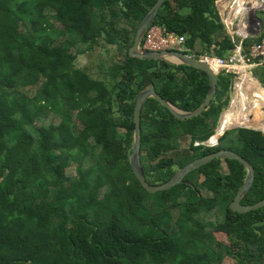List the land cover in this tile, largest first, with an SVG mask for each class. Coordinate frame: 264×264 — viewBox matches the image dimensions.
Segmentation results:
<instances>
[{"label": "trees", "instance_id": "16d2710c", "mask_svg": "<svg viewBox=\"0 0 264 264\" xmlns=\"http://www.w3.org/2000/svg\"><path fill=\"white\" fill-rule=\"evenodd\" d=\"M154 1L0 0V264L264 258V205L242 213L229 207L246 175L236 159L213 158L185 175L201 194L198 203L184 182L151 193L131 172L138 92L151 84L189 111L209 88L207 73L196 67L128 55ZM152 23L182 35L196 56H223L233 47L215 0H165ZM102 50L109 62L100 60L94 75L75 64L78 55ZM231 79L216 72L209 104L184 120L152 97L144 100L139 158L146 182H163L195 157L224 148L254 168L240 203L264 197V132L232 127L215 146L200 144L228 104ZM182 138L188 145L179 150ZM221 160L226 173L218 170Z\"/></svg>", "mask_w": 264, "mask_h": 264}, {"label": "water", "instance_id": "95a60500", "mask_svg": "<svg viewBox=\"0 0 264 264\" xmlns=\"http://www.w3.org/2000/svg\"><path fill=\"white\" fill-rule=\"evenodd\" d=\"M165 0H155L154 3L150 6L147 12L142 16V18L138 21L135 33L133 36L132 44L128 47L127 53L131 57H137L141 59H159L167 62L175 63V64H186L189 66L196 67L200 70H203L207 73L209 77V88L208 91L200 103L198 107L193 110L185 111L177 107L175 104L170 102L168 99L160 96L154 89L153 85L149 84L146 87L142 88L136 98L133 105V113H132V121H133V134H132V144L131 150L129 154V165L131 172L134 177L139 181V183L148 191V192H156L158 190H166L171 188L177 183L185 182L190 184L188 181H184L183 177L190 171L200 167L201 165L211 161L213 158L221 157V158H232L236 159L241 163L246 169L245 178L237 189L234 197L229 203V207L231 210L236 212H246L249 210H253L256 208H260L264 205V197L260 200L250 203V204H242L240 203V199L242 196L249 190L250 186L253 183L254 179V168L252 164L236 152L230 149H219L214 152L196 157L183 166L177 168L172 176L160 183L150 184L146 182L139 158V149H140V109L144 100L148 97H152L156 101H158L162 106L168 109V111L177 119L184 120L187 118H191L200 114L206 106L209 104L211 98L214 95L215 87H216V69L210 66L207 62H204L201 59H197L189 54L184 52L176 51V50H163V51H154L147 50L140 46L142 35L145 29L152 23L155 14L158 8ZM260 264H264V258L260 262Z\"/></svg>", "mask_w": 264, "mask_h": 264}, {"label": "crops", "instance_id": "0c3cea01", "mask_svg": "<svg viewBox=\"0 0 264 264\" xmlns=\"http://www.w3.org/2000/svg\"><path fill=\"white\" fill-rule=\"evenodd\" d=\"M215 3L221 22L233 42V47L221 57H227L237 48L245 51L248 44L259 40L264 32V5L261 0H215ZM215 69L216 72L226 70L232 74L228 104L218 120L227 121L226 129L247 127L264 132V84L260 80L264 75L263 68L248 63Z\"/></svg>", "mask_w": 264, "mask_h": 264}, {"label": "built area", "instance_id": "2783aa9c", "mask_svg": "<svg viewBox=\"0 0 264 264\" xmlns=\"http://www.w3.org/2000/svg\"><path fill=\"white\" fill-rule=\"evenodd\" d=\"M237 1V0H236ZM262 5H264V0ZM184 37L173 31L166 30L163 26L151 23L144 31L140 46L147 50L163 51L176 50L184 52L197 59L207 62L212 67L225 68L231 65H246L248 63L263 68L264 71V32L261 34L258 41L249 45L247 50L237 48L232 54L227 57L214 56L210 54L195 55L190 52L183 44ZM226 120H218V124L214 129V134L210 135L205 141L201 142L208 146L216 145V138L226 128ZM217 135V137L215 136ZM205 142V143H204ZM195 144H198L195 142Z\"/></svg>", "mask_w": 264, "mask_h": 264}, {"label": "rangeland", "instance_id": "374dc122", "mask_svg": "<svg viewBox=\"0 0 264 264\" xmlns=\"http://www.w3.org/2000/svg\"><path fill=\"white\" fill-rule=\"evenodd\" d=\"M110 54H112V52ZM100 60H103L106 63L109 62V54H107L103 50L99 51V52H85V53L80 54L76 57L75 64H77V66H79L83 69H87L90 74L94 75L96 73V70L98 67V62ZM228 128H232V127H228ZM215 136L217 137V135H215ZM187 145H188V139L182 138L180 140V149L179 150H183L184 148H186ZM220 166L222 167L223 170H225L224 163H221ZM74 168H75V163L72 166V172H74ZM190 186L192 187V185H190ZM223 239H225V238H223ZM231 262H232V259H229V258L223 259L224 264H230Z\"/></svg>", "mask_w": 264, "mask_h": 264}, {"label": "flooded vegetation", "instance_id": "af4514ba", "mask_svg": "<svg viewBox=\"0 0 264 264\" xmlns=\"http://www.w3.org/2000/svg\"><path fill=\"white\" fill-rule=\"evenodd\" d=\"M217 138H218V137H217ZM217 138H216V144L218 143ZM200 144H202V143H200ZM202 145H204V146H208V145H206V144H202ZM214 146H215V145H214ZM217 150H219V149H217ZM214 151H216V150H213V151H211V152H214ZM211 152H209V153H211ZM207 154H208V153H207ZM204 155H205V154H204ZM201 156H202V155H201ZM195 158H196V157H195ZM217 158H221V157H217ZM221 163H224L225 170H223L222 167L220 166ZM220 164L218 165V170L221 171L222 173H226V161H225V160H221V161H220ZM197 174H198V175H197V179L199 178V180L197 181V183H199V181H201V178L203 177V174H202L201 172H198ZM184 177H185V176H184ZM184 177H183V180H184V181H188L190 184L185 183V182H184V183L187 184V185H192V188L195 189V191H196V195H197V197H198V200H197V203H198L199 200H200V197H201L200 192L195 188V185H193V183H192L191 181L184 179Z\"/></svg>", "mask_w": 264, "mask_h": 264}, {"label": "bare ground", "instance_id": "6f19581e", "mask_svg": "<svg viewBox=\"0 0 264 264\" xmlns=\"http://www.w3.org/2000/svg\"><path fill=\"white\" fill-rule=\"evenodd\" d=\"M228 116V115H227ZM246 118V117H245ZM242 119V118H241ZM227 122V121H226ZM238 122V121H237Z\"/></svg>", "mask_w": 264, "mask_h": 264}, {"label": "clouds", "instance_id": "9594fccd", "mask_svg": "<svg viewBox=\"0 0 264 264\" xmlns=\"http://www.w3.org/2000/svg\"><path fill=\"white\" fill-rule=\"evenodd\" d=\"M222 133H223V132H222ZM222 133H221V134H222ZM213 134H214V133H213Z\"/></svg>", "mask_w": 264, "mask_h": 264}]
</instances>
